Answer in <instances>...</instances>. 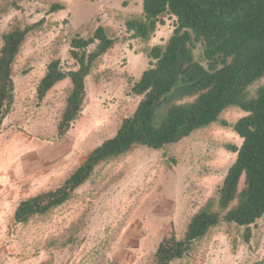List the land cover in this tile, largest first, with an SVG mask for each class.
Wrapping results in <instances>:
<instances>
[{"label": "rangeland", "instance_id": "1", "mask_svg": "<svg viewBox=\"0 0 264 264\" xmlns=\"http://www.w3.org/2000/svg\"><path fill=\"white\" fill-rule=\"evenodd\" d=\"M52 4L63 9L49 14ZM142 14V0H0V50L4 34L39 24L13 65L15 101L0 131V264H156L166 235L183 238L208 203L218 211V190L236 159L225 146L241 144L232 129L245 115L237 108L178 144L158 151L136 146L99 165L64 205L26 225L14 221L20 201L60 187L134 114L142 97L130 91L149 68L146 52L168 42L174 22L165 17L144 42L125 26ZM98 26L117 42L96 62L81 116L60 137L71 81L58 83L41 103L36 88L49 62L72 64L70 40L87 38ZM263 85L264 78L250 87L251 94ZM244 237V227L222 222L172 264H264V216L251 227L248 242Z\"/></svg>", "mask_w": 264, "mask_h": 264}, {"label": "trees", "instance_id": "2", "mask_svg": "<svg viewBox=\"0 0 264 264\" xmlns=\"http://www.w3.org/2000/svg\"><path fill=\"white\" fill-rule=\"evenodd\" d=\"M142 1V16L125 23L133 39L148 42L158 26L165 25V17L174 22L168 42L146 52L149 68L130 91L133 97H142L134 114L124 119L115 136L94 149L60 187L20 201L14 221L26 225L33 217L64 205L99 165L136 146L158 151L178 144L218 122L226 109L239 108L247 115L236 122L234 130L243 143L239 149L228 146L237 157L218 190V211L208 203L192 217L183 238L171 233L161 240L155 262L172 264L189 255L194 245L222 222L245 227L248 242L251 227L264 216V85L254 95L250 91L264 78V0ZM61 9L62 5L52 4L48 13ZM38 25L16 28L2 36L0 131L15 101L13 65L28 33ZM116 42L105 27L98 26L87 38L76 35L70 40L71 65L60 59L47 64L36 88L39 103L58 83L69 79L72 84L58 124L60 137L80 118L86 80ZM197 49L201 55L196 56ZM234 201L237 204L228 210Z\"/></svg>", "mask_w": 264, "mask_h": 264}, {"label": "clouds", "instance_id": "3", "mask_svg": "<svg viewBox=\"0 0 264 264\" xmlns=\"http://www.w3.org/2000/svg\"><path fill=\"white\" fill-rule=\"evenodd\" d=\"M254 84H255V83H254ZM231 108H236V107H231ZM231 108H228V109H231ZM228 109H226V110H228ZM237 109H239V108H237ZM226 110H225V111H226ZM240 110H241V109H240ZM241 111H242V110H241ZM242 112H243V111H242ZM243 113L245 114L244 116L247 115L246 112H243ZM220 116H221V115H220ZM244 116H243V117H244ZM241 118H242V117H241ZM241 118H240V119H241ZM240 119H239V120H240ZM239 120H238V121H239ZM219 121H220V117H219ZM219 121H218V122H219ZM218 122H215V123H218ZM212 124H214V123H212ZM212 124H211V125H212ZM235 124H236V123H235ZM235 124H234V125H235ZM223 125H224V126H227V124L225 125L224 123H223ZM234 125L232 126V129H233V131L235 132V130H234ZM209 126H210V125H209ZM209 126H207V127H209ZM207 127H205V128H207ZM202 129H204V128H202ZM198 131H199V130H198ZM193 133H194V132H193ZM235 134L237 135V137H238L239 140L241 141V144H240V145H232V144H228V145L225 146V150H226L228 153L235 154L236 157H237V153H236V152H233L232 150H229V148H228V146H236V148H238V149L241 147V145H242V143H243V139H242V138H241L236 132H235ZM235 160H236V159H235ZM234 162H235V161H234ZM233 164H234V163H233ZM233 164H232V165H233ZM232 165H231V166H232ZM231 166H230V167H231ZM230 167L228 168V170L230 169ZM228 170H227V172H228ZM226 174H227V173H226ZM225 177H226V175H225ZM225 177H224V179H225ZM223 182H224V180H223ZM242 182L244 183V178H242L241 183H242ZM236 226H237V225H236ZM244 228H245V227H244Z\"/></svg>", "mask_w": 264, "mask_h": 264}]
</instances>
